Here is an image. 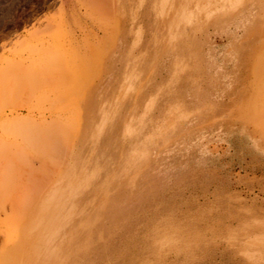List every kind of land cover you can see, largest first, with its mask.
Wrapping results in <instances>:
<instances>
[{
	"label": "rangeland",
	"instance_id": "obj_1",
	"mask_svg": "<svg viewBox=\"0 0 264 264\" xmlns=\"http://www.w3.org/2000/svg\"><path fill=\"white\" fill-rule=\"evenodd\" d=\"M161 1L0 0V264H264V0Z\"/></svg>",
	"mask_w": 264,
	"mask_h": 264
},
{
	"label": "crops",
	"instance_id": "obj_2",
	"mask_svg": "<svg viewBox=\"0 0 264 264\" xmlns=\"http://www.w3.org/2000/svg\"><path fill=\"white\" fill-rule=\"evenodd\" d=\"M163 3V0L161 1L160 3V8L158 9L159 13L163 12L166 8V5H167V1L165 2V4H162Z\"/></svg>",
	"mask_w": 264,
	"mask_h": 264
},
{
	"label": "bare ground",
	"instance_id": "obj_3",
	"mask_svg": "<svg viewBox=\"0 0 264 264\" xmlns=\"http://www.w3.org/2000/svg\"><path fill=\"white\" fill-rule=\"evenodd\" d=\"M63 101H65V100H63ZM71 114H72V113H71ZM57 120H58V118H57ZM57 120H56V121H57ZM50 136H51V135H50ZM66 136H67V134H66ZM67 137H68V136H67ZM24 147H25V146H24Z\"/></svg>",
	"mask_w": 264,
	"mask_h": 264
}]
</instances>
